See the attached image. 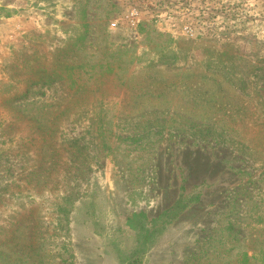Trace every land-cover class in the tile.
<instances>
[{"label":"rangeland","instance_id":"rangeland-1","mask_svg":"<svg viewBox=\"0 0 264 264\" xmlns=\"http://www.w3.org/2000/svg\"><path fill=\"white\" fill-rule=\"evenodd\" d=\"M0 264H264V0H0Z\"/></svg>","mask_w":264,"mask_h":264},{"label":"built area","instance_id":"built-area-1","mask_svg":"<svg viewBox=\"0 0 264 264\" xmlns=\"http://www.w3.org/2000/svg\"><path fill=\"white\" fill-rule=\"evenodd\" d=\"M127 16L129 17V20L133 21L132 23H136L137 21H139L138 8H131L127 13ZM112 24H115V22H113Z\"/></svg>","mask_w":264,"mask_h":264},{"label":"trees","instance_id":"trees-1","mask_svg":"<svg viewBox=\"0 0 264 264\" xmlns=\"http://www.w3.org/2000/svg\"><path fill=\"white\" fill-rule=\"evenodd\" d=\"M20 96H22V95H20Z\"/></svg>","mask_w":264,"mask_h":264}]
</instances>
